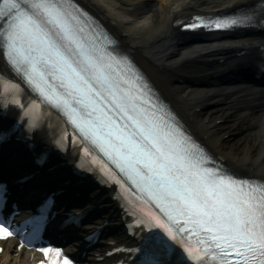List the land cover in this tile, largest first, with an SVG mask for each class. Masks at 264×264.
<instances>
[{
  "label": "snow or ice",
  "instance_id": "1",
  "mask_svg": "<svg viewBox=\"0 0 264 264\" xmlns=\"http://www.w3.org/2000/svg\"><path fill=\"white\" fill-rule=\"evenodd\" d=\"M86 17L72 0H0V44L28 83L78 130L77 139L102 153L141 200L159 209L138 223L163 228L200 264L209 256L229 264L233 253L243 264H264V184L209 166L211 155L153 96L129 58L111 47L113 41L86 25ZM252 22L251 15L229 17L215 26ZM23 115L31 132L43 127L38 104ZM57 143L63 146V138ZM84 152L92 155L88 147ZM192 229L203 237L199 248L177 235ZM12 234L0 223V237ZM41 251L48 255L52 249ZM166 255L163 244L156 245L143 264H167ZM62 259L72 264L67 255Z\"/></svg>",
  "mask_w": 264,
  "mask_h": 264
},
{
  "label": "bare ground",
  "instance_id": "2",
  "mask_svg": "<svg viewBox=\"0 0 264 264\" xmlns=\"http://www.w3.org/2000/svg\"><path fill=\"white\" fill-rule=\"evenodd\" d=\"M80 1L95 11L124 43L143 48L139 56L163 89L173 87V102L179 111L185 112L187 105L191 106L190 109L202 106L193 114V123L200 132L209 134L208 145L222 153L228 165L241 172L264 177V84L239 78L234 83L239 90L235 95L225 96L221 90L233 85L193 87L172 81V74L164 75L156 67V64L164 62L173 71L194 73L218 67L231 68L236 57L228 54L240 49L248 51L260 38L256 35L215 38L189 45L185 37L177 36L174 23L188 14L212 12L255 0ZM224 56V60L218 62ZM218 119L223 120L216 122ZM237 129L239 133L235 136L222 135ZM96 194L97 191L91 193ZM105 197L108 199L110 196ZM25 256L24 252L14 255L7 250L0 255V264H25Z\"/></svg>",
  "mask_w": 264,
  "mask_h": 264
},
{
  "label": "rangeland",
  "instance_id": "3",
  "mask_svg": "<svg viewBox=\"0 0 264 264\" xmlns=\"http://www.w3.org/2000/svg\"><path fill=\"white\" fill-rule=\"evenodd\" d=\"M237 134H238V133H235L234 136L237 135Z\"/></svg>",
  "mask_w": 264,
  "mask_h": 264
}]
</instances>
